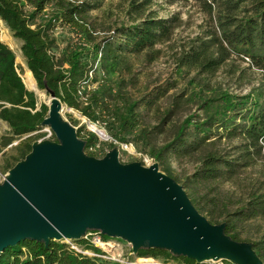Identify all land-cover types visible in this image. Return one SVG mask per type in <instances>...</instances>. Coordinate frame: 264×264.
Returning <instances> with one entry per match:
<instances>
[{
    "label": "trees",
    "instance_id": "trees-1",
    "mask_svg": "<svg viewBox=\"0 0 264 264\" xmlns=\"http://www.w3.org/2000/svg\"><path fill=\"white\" fill-rule=\"evenodd\" d=\"M100 2L0 0V17L13 35L23 40L22 52L38 87L45 88L47 85L53 88L63 103L78 109L93 121L105 123L114 139L126 143L133 141L140 150L151 154L162 164L170 152H190L224 135L244 136L239 144L242 152L237 156L207 151L196 170L183 181L185 187L205 179L231 177L240 169L239 166L250 164L264 147V91L238 94L212 89L203 98L198 94L203 115L199 117L195 113L185 117L174 130L173 138L156 147L154 137L170 124L169 116L174 114V107L181 99H174V106L167 109L159 123L145 124V110L176 83L162 82L135 95L130 90V84L135 85L137 77L131 72L129 55L143 52L150 60L157 58L160 50L156 44L170 35L175 19L151 13L142 18L141 13L131 23L115 26L107 36L97 39L90 10L99 6ZM215 2L218 5L219 31L213 34V40L218 45L217 54L209 52L211 45L207 44L208 41H201L181 56L179 67L199 65L200 73L210 72L233 52L248 56L254 65L264 71V0H205V5L212 10ZM49 4L51 10L45 12ZM142 4H136V8L139 10ZM139 16L141 19L137 20ZM57 23L70 25L76 36V40L71 37L65 43L59 54L55 52L57 44L53 33ZM15 59L13 48L0 37V118L10 126L8 133L1 137L3 144L41 128L40 122L49 110L47 104L39 103L36 93L26 87L24 73L21 77ZM90 70H93V76L89 75ZM124 70L129 76L124 74ZM99 71L102 72L101 76L98 75ZM99 79L98 86L91 88ZM205 84L206 79L199 77L197 85ZM82 85H85L84 91L88 93L87 102L81 100L77 92ZM70 121L73 123L72 119ZM77 132L86 139V152L95 155L90 147L97 143V134L91 130L84 134L82 127H78ZM32 142L26 138L20 140L15 147L16 154L6 160L7 168L31 149ZM163 169L178 181L169 165L164 164ZM188 194L204 213L198 197L192 191H188ZM246 199L245 203L227 213L224 220L225 231L239 240L249 239L241 238L240 232L235 230L238 223L264 215V185L253 190ZM208 218L212 222L217 221L215 217ZM253 246L264 260V238L253 241ZM1 254L0 264H121L78 252L70 248L65 240L58 239H51L46 245L44 241L25 238L16 245L7 246ZM138 255L195 262L188 256H177L169 249L157 247L140 248ZM224 261L236 264L226 259Z\"/></svg>",
    "mask_w": 264,
    "mask_h": 264
},
{
    "label": "water",
    "instance_id": "water-1",
    "mask_svg": "<svg viewBox=\"0 0 264 264\" xmlns=\"http://www.w3.org/2000/svg\"><path fill=\"white\" fill-rule=\"evenodd\" d=\"M40 122L55 138H36L0 180V256L22 239H80L88 228L140 248L169 249L196 262L226 259L264 264L253 242L225 231L191 200L185 186L159 162L122 161L116 144L102 156L86 152L78 126L63 115L51 87Z\"/></svg>",
    "mask_w": 264,
    "mask_h": 264
},
{
    "label": "rangeland",
    "instance_id": "rangeland-1",
    "mask_svg": "<svg viewBox=\"0 0 264 264\" xmlns=\"http://www.w3.org/2000/svg\"><path fill=\"white\" fill-rule=\"evenodd\" d=\"M136 4H142L139 10L136 8ZM217 6L215 2L212 10H210L205 5V0H101L99 6L90 10V19L97 29L95 32L97 39L107 36L115 26L131 23L141 13L142 18L151 13L154 16L174 17L175 19L170 35L156 44L160 50L157 58L150 60L146 58L143 52L129 55L131 72L137 77V83L135 85L130 84V90L135 95L162 82L175 81L176 83L167 94L162 96L152 107L145 110V124L159 123L167 109L174 106V99L178 97L181 99L178 106L174 107V114L169 116L171 117L170 124L162 133L154 137L153 141L156 147L173 138L174 130L185 117L195 113L199 114V117L203 115L204 109L200 104V97H205L210 90L223 89L238 94L264 91V71L254 65L247 56H240L233 52H230L225 61L210 72L200 73L199 65L190 68L186 65L179 67L182 61L181 56L190 51L193 46L199 45L201 41H208L207 44L210 43L211 45L209 52L217 54L218 45L213 40V34L219 31ZM50 10L51 4L47 6L45 12ZM141 16L137 20H140ZM53 33L57 44L55 52L58 54L71 37L76 40L73 29L68 24L57 23ZM0 37L13 48L16 55L15 61L19 66L18 70L21 77L24 73L23 80L25 82V68L28 66L22 52L23 40L13 35V31L1 17ZM101 74L102 72L99 71L98 75L101 76ZM124 74L129 76L126 70H124ZM199 77L206 79L205 86L197 85ZM99 81L100 79L93 83L91 88L98 86ZM26 87L32 90L27 85ZM41 89L45 92L44 88ZM32 91L36 93L39 103L48 102V93L45 92L46 98H41L35 90ZM63 115L69 120L72 119L73 124L82 127L84 134L88 130L97 134V143L90 147V150L97 156H102L117 144L122 161L141 160L145 164L158 161L151 154H146L140 150L133 141L126 143L114 139L108 133L105 123L93 121L78 109L65 103H63ZM9 129L8 123L0 118V180H3L4 172L8 169L6 160L16 154L15 147L20 140L23 138L32 141L43 137L54 138L52 128L41 126L34 132L13 139L8 144H3L1 137L6 135ZM243 140L244 136L241 135L215 137L213 141L202 144L196 150L181 152L180 154L170 152L163 164L159 162V168L164 171V164L169 165L173 175L181 184L188 175L196 170L207 151L215 150L237 156L242 152L239 144ZM261 150L250 164L239 166L240 169L231 177L205 179L194 184L191 183V187H185L187 192L192 191L198 197L204 207L203 214L205 216L215 217L217 221L214 222L224 221L227 213L245 203L246 198L253 190L264 185V147ZM235 230L240 232L241 238H248L252 242L262 240L264 238V215L239 222ZM123 242L127 247L131 246L125 239Z\"/></svg>",
    "mask_w": 264,
    "mask_h": 264
},
{
    "label": "built area",
    "instance_id": "built-area-1",
    "mask_svg": "<svg viewBox=\"0 0 264 264\" xmlns=\"http://www.w3.org/2000/svg\"><path fill=\"white\" fill-rule=\"evenodd\" d=\"M97 64L98 63H96V66ZM92 74L93 70H90L89 75L93 76ZM84 88L85 85H82L77 89V92L80 99L87 102L88 93L84 91ZM60 240H65L69 244L70 248H73L78 252L96 255L113 262H120L121 264H229L226 263L224 259L207 260L198 263L196 261L188 262L186 260H179L173 257L165 259L154 255H135L132 250V246L127 247V245L123 242V238L119 236H106L99 230L90 228L86 230L80 239L63 238Z\"/></svg>",
    "mask_w": 264,
    "mask_h": 264
},
{
    "label": "bare ground",
    "instance_id": "bare-ground-1",
    "mask_svg": "<svg viewBox=\"0 0 264 264\" xmlns=\"http://www.w3.org/2000/svg\"><path fill=\"white\" fill-rule=\"evenodd\" d=\"M25 82L26 85L32 90H35L41 98H46V93L38 87L36 79L28 67L25 68Z\"/></svg>",
    "mask_w": 264,
    "mask_h": 264
},
{
    "label": "crops",
    "instance_id": "crops-1",
    "mask_svg": "<svg viewBox=\"0 0 264 264\" xmlns=\"http://www.w3.org/2000/svg\"><path fill=\"white\" fill-rule=\"evenodd\" d=\"M7 122V121H6Z\"/></svg>",
    "mask_w": 264,
    "mask_h": 264
}]
</instances>
